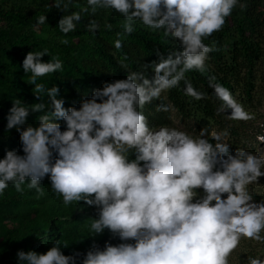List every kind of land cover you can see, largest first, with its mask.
<instances>
[{"label":"clouds","instance_id":"obj_1","mask_svg":"<svg viewBox=\"0 0 264 264\" xmlns=\"http://www.w3.org/2000/svg\"><path fill=\"white\" fill-rule=\"evenodd\" d=\"M69 3L55 0L65 11L58 22L65 34L77 28L84 13L108 9L124 17L116 49L139 24L178 39L183 50L165 56L157 49L154 78L130 71L126 78L104 81L79 107H65L59 85L37 83L63 71L64 61L58 55L43 60L51 54L47 48L27 52L23 69L31 74L29 82L38 97L50 99L30 107L13 99L7 128L20 132L23 154L9 149L0 158V194L11 183L17 191L26 185L43 195L41 181L48 178L66 206L83 201L96 207L87 237L108 230L121 242L108 240L103 247L94 242L86 254L66 255L67 243L57 239L46 253L20 249L17 264H77L81 256V264H230L242 237L264 241V200L257 202L250 190L264 176V154L242 147L233 154L227 130L205 127L197 135L172 125L153 126L143 111L181 80L185 95L205 97L185 74L205 71L214 48L204 38L221 30L236 6H246L242 0H86L75 11H68ZM47 21V13L38 15V25ZM100 27L94 18L87 24L93 34ZM209 81L221 101L218 113L231 108L233 120L254 118L215 76ZM170 107L157 105L164 111ZM31 112H41L38 123L24 127ZM257 139L264 142V134ZM243 264H264V253L248 255Z\"/></svg>","mask_w":264,"mask_h":264},{"label":"trees","instance_id":"obj_2","mask_svg":"<svg viewBox=\"0 0 264 264\" xmlns=\"http://www.w3.org/2000/svg\"><path fill=\"white\" fill-rule=\"evenodd\" d=\"M85 4L86 0H70L68 11L78 10ZM242 4L246 6H236L221 30L204 38L205 43L214 48L209 53L205 71L193 69L185 74V79L204 92L205 97L196 100L185 95L184 80L168 90L169 101L181 114H198L209 125L214 122L227 128L233 154L238 147L243 148L239 141L242 133L249 128H258L264 118L256 104L259 102L257 80L264 65V0H242ZM45 13L48 21L38 25V15ZM63 15L65 11L55 6V0H0V158L9 149H17L23 154L20 132L15 127L7 128V114L13 99L18 98L29 107L42 99H50L35 94V85L29 82L31 74L23 69L28 51L47 48L51 54L46 53L43 60L58 55L64 61L63 71L40 77L37 83L43 82L46 87L59 85L65 107H79L83 99L90 98L97 87L103 86L104 81L126 78L130 71H141L149 79L154 78L151 65L160 59L157 49L165 56L169 51L183 50L178 39L166 37L162 30L153 32L139 24L132 34L122 37L123 47L116 49L114 41L121 38L117 33L123 31L124 20L116 11L98 9L94 15L84 13L77 28L67 34L58 27ZM93 18L101 25L95 34L87 28ZM107 22L112 23L111 30L107 29ZM64 38L68 43H62ZM211 76L227 86L254 118L233 120L229 117L231 108L218 113L221 101L210 87ZM149 104L151 107L152 103ZM143 111L154 126L168 123L161 113L149 116L145 107ZM39 115L41 112H31L24 127L27 123H38ZM61 123L63 130L66 125ZM41 185L43 195L26 185L22 192L17 191L11 183L0 194V264H17L20 249L46 253L57 239L67 243L62 249L66 255L86 254L94 242L102 247L108 240L113 244L121 242L108 230L87 237L88 219L97 216L96 207L83 201L66 206L62 196L51 188L50 179L45 178ZM251 191L254 198L264 197L259 191ZM82 258L77 264H81Z\"/></svg>","mask_w":264,"mask_h":264},{"label":"rangeland","instance_id":"obj_3","mask_svg":"<svg viewBox=\"0 0 264 264\" xmlns=\"http://www.w3.org/2000/svg\"><path fill=\"white\" fill-rule=\"evenodd\" d=\"M259 76L260 78L257 80L259 102H256V104H258V111H260L264 115V65H262L260 68ZM151 103L154 108L152 105L150 107L149 103L145 106V109H147L149 112V116L158 115V113H161L163 116L166 117L165 119L166 121H168L167 125H175L176 127H180L197 135L199 134V131L205 127L209 129V132H211L212 129H216L218 132L227 130V128H225L219 123L211 122L209 125L208 122L202 121V117L198 114H196V116L181 114L177 110V108L173 106L172 102L169 101L168 90L162 93L160 98L154 99ZM159 104H167L171 107L167 111L158 110L157 105ZM258 133L264 134V118L261 121V124H259L258 128H249L246 132L242 133L241 139H239V141L242 143L243 148L252 152H256L258 154H264V142L259 141L257 139ZM230 137L231 135L228 132L227 141L230 139ZM250 189L253 190V192L255 190L259 191L264 196V176H261L259 178V183L253 182L250 185ZM254 199L257 202H260L264 200V197ZM262 235H264V232H262ZM258 253H264V241H256L252 238L242 237L239 246L233 251V253L229 257L230 264H243V261L247 259L248 255H257Z\"/></svg>","mask_w":264,"mask_h":264}]
</instances>
